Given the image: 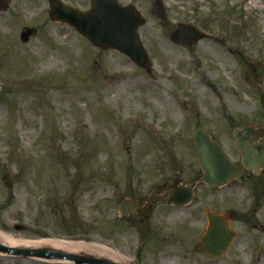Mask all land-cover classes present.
Instances as JSON below:
<instances>
[{
  "label": "rangeland",
  "instance_id": "1",
  "mask_svg": "<svg viewBox=\"0 0 264 264\" xmlns=\"http://www.w3.org/2000/svg\"><path fill=\"white\" fill-rule=\"evenodd\" d=\"M61 1L82 11L92 4ZM117 2L144 17L137 32L148 69L53 20L48 0H11L0 11V229L99 241L125 258L107 260L122 264H261L264 177L195 185L193 138L203 127L238 162L234 127L264 130V0H162L163 18L155 0ZM180 24L207 36L177 44ZM174 181L195 188L193 203L158 208L152 221L149 204L142 223L122 217V198L144 201ZM229 209L237 235L228 250H196L207 211ZM69 261L0 253V264H76Z\"/></svg>",
  "mask_w": 264,
  "mask_h": 264
},
{
  "label": "water",
  "instance_id": "2",
  "mask_svg": "<svg viewBox=\"0 0 264 264\" xmlns=\"http://www.w3.org/2000/svg\"><path fill=\"white\" fill-rule=\"evenodd\" d=\"M10 0H0V11L8 7ZM52 19L66 22L74 26L82 35L87 37L94 46L102 49H114L129 56L136 64L148 69L150 60L139 40L138 28L144 23V18L132 6H121L116 0H92V8L81 12L65 6L60 0H49ZM153 13L164 17L162 0H155ZM31 30L21 34L23 42L32 35ZM205 34L190 25H180L173 34V40L178 44L194 45ZM234 139L242 156V166L232 163L218 142L202 128H197L194 136V148L199 163L204 171L202 181L213 186H221L232 179L241 177L247 169L258 174L264 168V144L256 143L260 134L253 126H247L233 131ZM194 192L190 187L177 186L169 192V201L177 205L190 202ZM148 201L135 198H123L120 202L122 215L140 217ZM236 213L228 211L225 216L209 212V228L202 239L196 244V249L210 255H222L229 247L234 232L227 225L226 218L234 219ZM21 229V227H19ZM0 252L9 255L34 256L44 258H65L77 264H122L107 259L62 252L51 248L20 249L0 243Z\"/></svg>",
  "mask_w": 264,
  "mask_h": 264
},
{
  "label": "bare ground",
  "instance_id": "3",
  "mask_svg": "<svg viewBox=\"0 0 264 264\" xmlns=\"http://www.w3.org/2000/svg\"><path fill=\"white\" fill-rule=\"evenodd\" d=\"M49 62H54V56L49 58ZM33 117H36L33 114ZM0 243L11 246V247H18L20 249H38V248H51L54 250H60L62 252H69L73 254H83V255H90L95 257H102V259H113V260H120L123 261L125 258L114 249L110 248L108 245L99 242V241H71L68 239H62L58 237H51V238H26L20 237L15 238L11 234L6 231L0 229ZM39 259V257H36ZM42 260H50L51 262H60V263H69V260L65 258L59 259H45L43 257ZM261 264H264V255Z\"/></svg>",
  "mask_w": 264,
  "mask_h": 264
},
{
  "label": "flooded vegetation",
  "instance_id": "4",
  "mask_svg": "<svg viewBox=\"0 0 264 264\" xmlns=\"http://www.w3.org/2000/svg\"><path fill=\"white\" fill-rule=\"evenodd\" d=\"M263 140H264V133H263V139L261 141H263ZM263 172L264 171H262L257 176L256 175H253L251 172H245L242 178L245 177V178H248L249 180H255V178H258V177H264V173ZM202 174H203V172H202ZM202 174H201V176H202ZM262 181L264 183V180H262ZM181 184H185V183L182 182V181H174L173 184H170V183H167V182L165 183L164 182L160 186H157L156 185L155 186L156 188L154 187L155 189L152 190L151 202H150V206H149V209H150V213L151 214L149 215V218L147 216H143L142 215L143 216V219L144 218L145 219L148 218L150 221H152L153 218H154L155 211L158 208H160L161 210L162 209H166V207L167 208H179L177 206H173V205L169 204L168 201H167V197H168V191L171 190L174 185H181ZM255 184H258L259 185L260 183H255ZM261 186L264 187V185H261Z\"/></svg>",
  "mask_w": 264,
  "mask_h": 264
}]
</instances>
